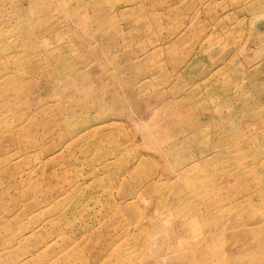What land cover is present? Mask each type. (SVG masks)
Here are the masks:
<instances>
[{
  "label": "rangeland",
  "instance_id": "1",
  "mask_svg": "<svg viewBox=\"0 0 264 264\" xmlns=\"http://www.w3.org/2000/svg\"><path fill=\"white\" fill-rule=\"evenodd\" d=\"M8 128L0 264H264V0H0Z\"/></svg>",
  "mask_w": 264,
  "mask_h": 264
},
{
  "label": "bare ground",
  "instance_id": "2",
  "mask_svg": "<svg viewBox=\"0 0 264 264\" xmlns=\"http://www.w3.org/2000/svg\"><path fill=\"white\" fill-rule=\"evenodd\" d=\"M197 1V0H196ZM95 3H96V1H94ZM100 2L101 1H99V4H100ZM218 2V1H217ZM98 3V2H97ZM117 4V3H116ZM228 4V3H227ZM95 5H97V4H94V6ZM114 6V5H113ZM211 6V5H210ZM223 7V6H222ZM118 8V7H117ZM208 8V7H207ZM207 8H206V10H207ZM217 8H219V7H217ZM106 9V8H105ZM220 11V10H219ZM107 12V11H106ZM104 13V12H103ZM85 17V16H84ZM246 21V20H245ZM246 29V28H245ZM245 31H247V30H245ZM245 36V35H244ZM243 36V37H244ZM4 39H5V37H4ZM200 57V56H199ZM216 68V67H215ZM214 68V69H215ZM201 70V69H200ZM218 75V74H217ZM199 80V79H198ZM18 92H20L19 91V88H15ZM209 91V90H208ZM218 91H220V90H218ZM214 94V93H213ZM214 97V96H213ZM218 97V96H217ZM209 99H210V97H209ZM216 101V100H215ZM213 102V101H212ZM5 123L7 124V121H5ZM185 125V124H184ZM25 124H23L22 122L21 123H19L16 127H15V129L14 130H16V131H19V132H21L22 130H24V128H25ZM72 127L73 126H69V128H71L72 129ZM68 128V129H69ZM70 129V130H71ZM8 131H10V128H8V129H5L4 131L3 130H0V147L3 149V145L1 144V140L3 139V138H14V136H13V132H8ZM173 132V131H172ZM86 135H87V127H85V128H83V129H81V130H73V132L71 133V135H69V136H67L66 138H65V140L63 141V143H62V146H60L57 150H55V151H52V152H50V155H49V157H48V159H47V161L46 162H49V161H52V160H54V159H56V156L57 155H59V153L60 152H62V154L64 153V151H66V150H69L70 149V147L74 144V143H76V142H78V141H82V140H84L85 138H86ZM154 135V134H153ZM27 143H31V141H28ZM23 160H25V158L24 157H21V156H15V157H13V158H10V159H8V161H7V164H11V165H14V166H17V165H19V164H22L23 163ZM42 158H35V159H33V163H31L30 165H28L26 168L27 169H32V168H36V167H38L39 165H41L42 164ZM18 167V166H17ZM250 171H252V170H250ZM235 173H236V171H235ZM252 173H256L255 171H252ZM216 214V213H215Z\"/></svg>",
  "mask_w": 264,
  "mask_h": 264
}]
</instances>
